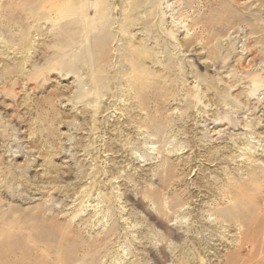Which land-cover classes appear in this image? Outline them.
Segmentation results:
<instances>
[{"label":"rangeland","instance_id":"1","mask_svg":"<svg viewBox=\"0 0 264 264\" xmlns=\"http://www.w3.org/2000/svg\"><path fill=\"white\" fill-rule=\"evenodd\" d=\"M3 4L0 264H264V0Z\"/></svg>","mask_w":264,"mask_h":264},{"label":"bare ground","instance_id":"2","mask_svg":"<svg viewBox=\"0 0 264 264\" xmlns=\"http://www.w3.org/2000/svg\"><path fill=\"white\" fill-rule=\"evenodd\" d=\"M3 10H5V8H4V4L3 5H0V14H1V12H3ZM68 26V25H67ZM36 35H38V34H36ZM59 41H60V39H59ZM33 48L30 46V45H28L27 44V46H26V50H27V52H30L31 50H32ZM253 83H254V85H255V87H260V85H262L263 84V82H261V80L259 79V78H256L254 81H253ZM143 87V86H142ZM142 90H144V88L142 89ZM255 167H257L258 168V166H255ZM254 166H253V168H255ZM260 169V168H259ZM167 201H165V205H164V216H168V214H166V209L167 208H169V209H173V211L175 210V208H176V206H174L173 204L171 205V204H169L168 203V205H167V203H166ZM175 213H176V210L174 211ZM220 222H221V220H220ZM239 222V221H238ZM111 230H113V229H111ZM111 230L109 231V233L111 234ZM110 234H107L106 235V237L107 236H109ZM111 236V235H110ZM264 236V235H263ZM248 238V237H247ZM101 240H104V238H102ZM249 241V240H248ZM238 244H239V242H237ZM241 245V244H240ZM242 246V245H241ZM240 246V247H241ZM239 249V248H238ZM251 255H252V253H250ZM233 261V260H232Z\"/></svg>","mask_w":264,"mask_h":264}]
</instances>
